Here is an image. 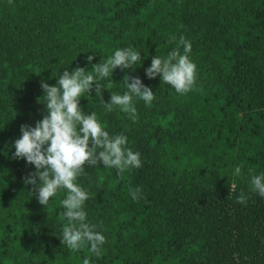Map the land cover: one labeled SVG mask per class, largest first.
Masks as SVG:
<instances>
[{"label":"trees","instance_id":"trees-1","mask_svg":"<svg viewBox=\"0 0 264 264\" xmlns=\"http://www.w3.org/2000/svg\"><path fill=\"white\" fill-rule=\"evenodd\" d=\"M183 34L192 42L197 81L186 94L148 79L145 68ZM142 50L135 69L101 81L103 100L139 76L155 93L137 101L136 120L106 111L94 89L80 104L110 133L124 132L142 167L122 173L101 164L78 182L86 210L106 242L61 244L59 190L46 206L24 178L34 166L15 159L22 124L45 113L40 82L85 67L117 47ZM95 52L92 64L87 56ZM129 82H131L129 80ZM241 165V175L234 167ZM264 172V0H0V264H264V197L250 188ZM141 197L133 200L130 188ZM246 195L245 203L236 197Z\"/></svg>","mask_w":264,"mask_h":264},{"label":"clouds","instance_id":"clouds-1","mask_svg":"<svg viewBox=\"0 0 264 264\" xmlns=\"http://www.w3.org/2000/svg\"><path fill=\"white\" fill-rule=\"evenodd\" d=\"M170 39L176 41V47L164 55L152 56L145 75L148 79L159 75L164 84L183 95L190 92L197 81V65L191 58L192 42L183 34L178 39L175 35ZM141 52L135 46L117 47L107 59L92 65L94 71L76 67L70 72L66 67L55 84L42 80L40 84L44 90L42 97L46 114L34 126L22 124L21 135L13 142V158H22L34 166L35 171L24 178V183L36 187L35 195L41 205L47 207L59 190L65 192L60 204L67 223L61 230V244L77 251L87 245L89 253L97 258L102 255L106 236L89 221L86 201L90 198V190L78 182V178L87 175L85 164L89 167L96 165L97 168L102 164L119 174L142 167V161L139 151L127 147L126 134L110 133L95 111L89 113L83 109L80 98L91 96L94 89L106 111L118 109L135 121L136 102L139 100L145 106L151 105L155 99L152 88L139 76L125 73L122 94L111 91L110 100L105 102L102 89L108 88L103 87L101 81L109 77L112 79L113 71L118 67L134 70L141 65L147 56L144 54L142 57ZM94 56L95 52L87 56L89 64H92ZM233 173L239 177L241 165H236ZM250 188L264 197V172L251 175ZM129 194L133 200L142 195L138 187L130 188ZM236 200L245 203L246 195L241 193ZM83 264H90L88 256L83 258Z\"/></svg>","mask_w":264,"mask_h":264}]
</instances>
